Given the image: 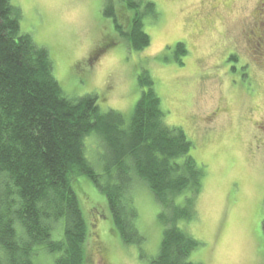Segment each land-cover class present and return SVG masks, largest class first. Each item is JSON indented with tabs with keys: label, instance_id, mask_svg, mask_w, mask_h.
<instances>
[{
	"label": "rangeland",
	"instance_id": "obj_1",
	"mask_svg": "<svg viewBox=\"0 0 264 264\" xmlns=\"http://www.w3.org/2000/svg\"><path fill=\"white\" fill-rule=\"evenodd\" d=\"M11 1L21 10L22 31L50 52L68 97L96 94L103 112H120L129 121L141 95L139 72L151 74L166 124L185 131L194 158L206 169L196 218L180 223L201 244L190 260L264 264V66L253 60L250 52L256 49L241 37L255 27L245 26L244 18L261 0H145L156 5L158 17L144 20L152 42L143 52L118 41L102 15L106 0ZM109 41L114 47L91 60ZM178 43L187 48L184 58L173 49L166 52ZM86 146L88 159L96 161L102 153L98 138L89 137ZM77 183L90 231L87 264H149L156 258L163 235L160 208L143 183L132 189L147 240L141 247L121 242L92 181L80 176ZM36 264L53 260L43 251Z\"/></svg>",
	"mask_w": 264,
	"mask_h": 264
},
{
	"label": "trees",
	"instance_id": "obj_2",
	"mask_svg": "<svg viewBox=\"0 0 264 264\" xmlns=\"http://www.w3.org/2000/svg\"><path fill=\"white\" fill-rule=\"evenodd\" d=\"M102 15L130 51L150 47L144 20L157 19L154 3L106 0ZM21 20L11 0H0V264H36L43 251L53 264H87L89 224L75 189L80 176L104 196L121 242L137 247L147 240L132 189L143 183L160 208L163 228L159 253L149 264H196L190 259L201 244L180 223L196 218L206 169L185 131L166 124L151 74L139 72L141 95L129 121L120 112H103L96 94L66 95L50 52L22 31ZM115 44L101 45L90 59ZM172 49L178 58L188 55L182 43L166 52ZM89 137L100 142L96 161L88 159ZM140 257L146 258L144 252Z\"/></svg>",
	"mask_w": 264,
	"mask_h": 264
},
{
	"label": "flooded vegetation",
	"instance_id": "obj_3",
	"mask_svg": "<svg viewBox=\"0 0 264 264\" xmlns=\"http://www.w3.org/2000/svg\"><path fill=\"white\" fill-rule=\"evenodd\" d=\"M245 26L250 27L249 31H244L242 40L249 41L256 49L250 52L254 61L264 66V0L251 9V13L244 18Z\"/></svg>",
	"mask_w": 264,
	"mask_h": 264
}]
</instances>
